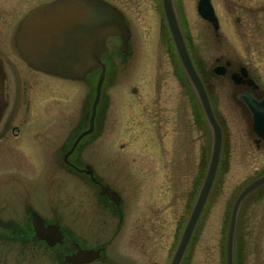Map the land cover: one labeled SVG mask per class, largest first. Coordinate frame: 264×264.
I'll return each instance as SVG.
<instances>
[{"label": "flooded vegetation", "instance_id": "af4514ba", "mask_svg": "<svg viewBox=\"0 0 264 264\" xmlns=\"http://www.w3.org/2000/svg\"><path fill=\"white\" fill-rule=\"evenodd\" d=\"M159 4L162 9L161 0ZM172 4L179 24L181 21L186 24V16L180 12L186 9L190 13V25L200 24L199 29L195 26L186 28L187 35L183 36L213 113L218 97L210 93L209 85L215 84L207 79L211 74L217 75L215 68L223 67V74L217 76L228 75L232 85L241 87L236 97L244 90L251 91L256 99L264 96L262 83H256V75L252 74L254 79L248 75V66L236 58L217 54L226 51L222 43H228L227 38H233L242 30L251 31L254 36L264 33V0H172ZM199 7H210L215 23L203 18L198 13ZM26 14L11 29L8 25L5 28L0 26V169L2 163L12 168L20 164L22 156H28V152H41V161L36 164H50L76 174L80 195L74 216V237L57 221H46L31 208L23 211L27 213L20 227L12 219L17 215V209L2 204L8 197L1 194V185L5 184L0 170V223L4 227V232L0 230V247L8 245L12 251L18 245L25 248L37 243L52 249L54 257L43 254L46 258L40 259L41 264H73L67 262L65 256L74 253L77 248L99 250L98 257L79 264H144V207L148 199L153 201L154 185H149L151 192L147 199L141 194L134 196L102 154L120 150L124 153L123 163H128L137 154L150 151L154 154V162L167 166L162 153H168L167 167L176 169V152L183 143L181 140L186 141L188 149L194 151L196 129L200 138L196 146L199 152L197 166L206 171L211 152V127L170 36L169 52H163L162 56L157 53L143 55L133 46L132 31L124 15L129 35L127 47L124 52L121 51L119 36H110L106 40L107 51L101 58L105 63L102 84L106 81V85H101L91 123L96 85H89L87 77L94 74L97 83L101 69L92 70L83 80H71L29 67L20 57L15 43L19 25ZM248 33L245 38L252 41L253 34ZM208 47L213 48L214 55H207ZM166 62L171 66L170 74L178 82L163 80L164 76L157 71L158 66ZM143 67L145 73L140 75L139 70ZM241 68H245L247 76L240 77ZM121 73L123 77H120ZM233 74H239L235 77L239 83L233 82ZM249 78L254 82L252 85H256L254 89L247 83ZM91 93L93 95L89 100ZM219 125L222 142L218 167L222 163L221 154L230 152V146L223 142V127ZM90 126V133L80 138L73 147L77 137ZM253 135L256 147L264 146V142L255 133ZM24 152L27 154L22 155ZM128 153L135 154L130 156ZM262 174L264 172L253 179ZM170 179L173 181L172 175ZM32 212L40 216L43 226H59L61 242L49 245L35 235ZM172 216H176L175 211H172ZM19 263L21 258L18 257H0V264Z\"/></svg>", "mask_w": 264, "mask_h": 264}, {"label": "rangeland", "instance_id": "374dc122", "mask_svg": "<svg viewBox=\"0 0 264 264\" xmlns=\"http://www.w3.org/2000/svg\"><path fill=\"white\" fill-rule=\"evenodd\" d=\"M49 1L51 0H0V26L5 28L8 25L9 29L15 27L30 8ZM107 1L116 5L125 15L132 31L133 46L137 52L143 55L157 53L160 56L164 55L163 52H169L171 49L169 34L159 0ZM180 12L184 17L186 16V24L182 21L180 24L185 36L186 28L191 29L194 26L200 28L199 23L190 25L188 18L190 13L187 9ZM248 32L245 29V32L242 30V33L239 32L240 34L233 38H227L228 43H222L226 51H219L217 54L236 58L238 62L248 66L250 69L248 75L253 79L256 75V83L261 82V87H264V37H262L264 33H257L254 36L253 32ZM247 33L253 34L252 41H247L245 38L248 36ZM207 55H214L213 48H207ZM139 71L140 75L144 74L145 68ZM157 71L164 76L163 80L178 82L170 74L171 66L167 62L159 65ZM121 75L120 77H123L124 74ZM210 76L207 80L215 84L209 85L210 93L218 97L214 113L223 127V142L230 146V152L221 154L222 163L217 168L210 193L181 264L226 263V234L233 202L241 189L255 176L264 172V146L257 148L254 144L252 138L255 136L251 129L250 113L236 97L241 87L232 85L228 75L221 77L211 74ZM87 82L89 85H96L94 74L87 77ZM102 85H106V81ZM92 95L91 93L88 97L89 100ZM69 108L72 109V106ZM194 131V151L189 150L187 142L181 140L183 143L176 152V169L170 170L167 167L169 160L166 158L170 157L168 153H162L165 156L163 161L166 160L168 163L167 166H163L160 162L157 164L158 161L154 162L152 159L154 154L150 151L137 154L134 160H128V163H123L124 153L120 150L102 154L111 162L115 175L129 187L134 196L141 194L147 199L151 192L149 185H154L153 201L148 199L144 207L146 233L144 264H169L171 254L204 179L205 168L200 169L197 166L199 152L196 146L200 139L199 132L196 129ZM24 154L27 153H22ZM129 154L133 156L135 153ZM27 155L22 156L21 163L13 168L2 163L1 178L5 185H1V194L8 197L2 204H7L10 209H17V215L12 216L17 226L21 227L24 224L27 212L23 211L31 208L40 213L46 221H57L74 237L76 220L74 216L80 195L76 174L54 168L50 164L37 165L36 163L42 158L41 152H28ZM31 162L34 164L31 165ZM171 175L173 181L170 179ZM172 211L176 214L174 218ZM0 230L4 232L1 223ZM20 247L18 245L11 251L8 245H4L0 247V257L21 258L19 264H41L40 259L45 257L43 254L50 258L54 257L52 249L41 244L33 243L25 248ZM233 254L235 264H264V185L249 193L239 206Z\"/></svg>", "mask_w": 264, "mask_h": 264}, {"label": "water", "instance_id": "95a60500", "mask_svg": "<svg viewBox=\"0 0 264 264\" xmlns=\"http://www.w3.org/2000/svg\"><path fill=\"white\" fill-rule=\"evenodd\" d=\"M164 18L174 43L181 66L192 83L205 116L212 129V148L205 177L197 194L192 210L183 227L178 244L169 264H180L189 243L197 220L210 192L216 175L222 132L213 114L205 88L190 59L172 0H161ZM198 13L205 19L215 23L212 9L198 8ZM121 37V51L124 52L128 41V28L123 14L105 0H52L32 8L21 22L15 43L21 58L28 66L49 74L65 78L82 80L86 74L95 68L101 72L96 85L95 98L91 108V123L95 107L99 101L100 88L103 82L105 63L101 56L107 50L106 39L109 36ZM216 74H223V67L215 68ZM233 74L232 80L239 83ZM240 77L247 76L245 68H241ZM249 86L256 85L247 79ZM251 114L252 130L264 142V96L257 100L251 92L242 91L237 95ZM92 126V125H91ZM91 126L80 134L73 146L85 134L91 131ZM264 184V174L247 184L236 197L229 219L226 234V264H233V239L236 216L241 201L255 188ZM35 235L49 245L61 242L62 234L55 224L43 226L41 218L31 215ZM99 256V250H77L65 256L67 262L79 264Z\"/></svg>", "mask_w": 264, "mask_h": 264}, {"label": "trees", "instance_id": "16d2710c", "mask_svg": "<svg viewBox=\"0 0 264 264\" xmlns=\"http://www.w3.org/2000/svg\"><path fill=\"white\" fill-rule=\"evenodd\" d=\"M240 244V243H239ZM237 252L239 253V256H240V251H239V249H238V246H237ZM237 257H238V255H237ZM241 258V257H240Z\"/></svg>", "mask_w": 264, "mask_h": 264}]
</instances>
